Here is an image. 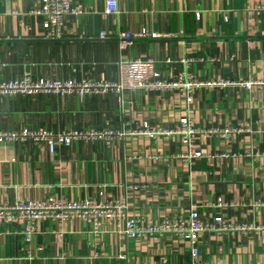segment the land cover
Returning <instances> with one entry per match:
<instances>
[{
	"label": "crops",
	"instance_id": "obj_1",
	"mask_svg": "<svg viewBox=\"0 0 264 264\" xmlns=\"http://www.w3.org/2000/svg\"><path fill=\"white\" fill-rule=\"evenodd\" d=\"M83 10L68 16L62 39L47 38L45 18L31 14L41 0H0V83L26 74L34 80L120 81V61L154 60L166 79L183 71L201 82L191 108L179 91L127 89L80 98L55 94L0 97V132L126 131L124 140L76 142L51 153L45 144L0 145V204L127 201L130 215L145 221L186 216L191 205L205 217L222 216L249 229L206 233L201 256L212 264H264V89L240 84L264 80V0H71ZM228 17V21L225 20ZM103 31L106 40L100 39ZM124 33L148 37L121 51ZM166 60L174 63L167 64ZM200 133L194 148L204 156L189 163L181 136L141 134L175 131L183 118ZM141 132V133H140ZM222 154H227L223 157ZM223 210L206 207L218 200ZM30 243L22 227L0 226V264H187L189 244L172 234L133 241L125 220H106L101 233L82 219L38 222Z\"/></svg>",
	"mask_w": 264,
	"mask_h": 264
},
{
	"label": "built area",
	"instance_id": "obj_2",
	"mask_svg": "<svg viewBox=\"0 0 264 264\" xmlns=\"http://www.w3.org/2000/svg\"><path fill=\"white\" fill-rule=\"evenodd\" d=\"M108 15L118 14L119 6L116 0H108L106 5ZM256 16L264 15V4L257 6L254 10ZM31 14L45 18V29L47 38L62 39L64 37V23L68 16H79L83 10L73 6L71 0H41V7L33 10ZM228 21V17H225ZM148 37L146 34L124 33L120 36L121 51L132 47L136 41ZM108 33L103 31L100 39L106 40ZM167 64L174 63L166 60ZM195 59L187 58L181 60L184 69L176 78L166 79L155 67L154 60L139 59L134 62L120 61V81H93V80H59V79H39L34 80L31 75L26 74L9 82L0 83V97L11 96H36L39 94H55L62 97L77 95L85 98L92 95H104L109 92L122 94L127 89H143L147 91L164 92L179 91L185 98L188 108L193 103L194 93L201 87L222 88L229 84L223 80H213L201 82L191 73ZM246 90L264 89V80L250 79L240 84ZM141 134L152 138L160 135L181 136L186 143V151L180 157L192 163L204 156L194 148L195 138L200 134L221 135L226 140H230L233 133L240 130L200 132L196 129L194 120L189 116L183 118L179 127L172 132H161L150 130L146 125ZM128 135H133L126 131L114 130H86L70 131L55 134L49 131L22 130L20 132H0V145L4 143H16L19 141H32L36 144H45L51 153H55L59 146L70 147L76 142H96L104 141L111 144L115 140H124ZM227 157V154H222ZM206 207L223 210L228 204L221 199ZM130 204L127 201H86L76 203H66L62 200L51 198L47 201L27 203L18 202L13 206L0 204V226L3 224L17 225L22 227L21 234L27 243H30L37 233L38 222L50 220L54 223H67L73 219H82L90 222L94 226L97 234L101 233L103 223L106 220H125V234L133 241L142 240L147 236H165L172 234L178 239L189 244L190 261L187 264H212L202 259L201 238L206 233L231 234L238 231H246L247 227L237 226L225 220L222 216L205 217L199 212V208L191 205L186 216L167 217L155 221H147L135 218L130 215Z\"/></svg>",
	"mask_w": 264,
	"mask_h": 264
}]
</instances>
